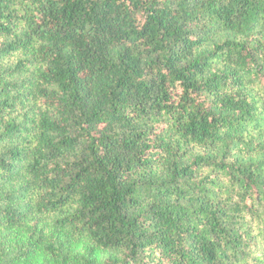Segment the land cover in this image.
<instances>
[{"label":"trees","instance_id":"16d2710c","mask_svg":"<svg viewBox=\"0 0 264 264\" xmlns=\"http://www.w3.org/2000/svg\"><path fill=\"white\" fill-rule=\"evenodd\" d=\"M0 264H264V0H0Z\"/></svg>","mask_w":264,"mask_h":264}]
</instances>
